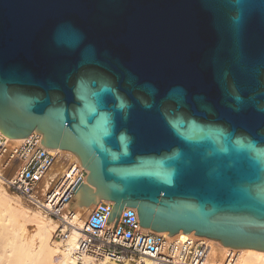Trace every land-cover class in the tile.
Masks as SVG:
<instances>
[{
  "label": "water",
  "instance_id": "obj_1",
  "mask_svg": "<svg viewBox=\"0 0 264 264\" xmlns=\"http://www.w3.org/2000/svg\"><path fill=\"white\" fill-rule=\"evenodd\" d=\"M33 131L104 225L264 251V0H0V136Z\"/></svg>",
  "mask_w": 264,
  "mask_h": 264
},
{
  "label": "built area",
  "instance_id": "obj_2",
  "mask_svg": "<svg viewBox=\"0 0 264 264\" xmlns=\"http://www.w3.org/2000/svg\"><path fill=\"white\" fill-rule=\"evenodd\" d=\"M40 141L41 134L33 131L19 144L0 148V183L45 217L54 219L57 227L53 238L64 242L74 227V213L68 208L79 184L86 183L87 170L78 159L65 157L63 167L47 179L60 153ZM8 169H13L12 173H5ZM107 211L99 202L92 205L72 253L76 263L87 258L115 264H207L211 257L212 243L195 234L181 237L143 228L131 207H123L118 218L104 225ZM236 258V249L228 248L222 264H234Z\"/></svg>",
  "mask_w": 264,
  "mask_h": 264
},
{
  "label": "bare ground",
  "instance_id": "obj_3",
  "mask_svg": "<svg viewBox=\"0 0 264 264\" xmlns=\"http://www.w3.org/2000/svg\"><path fill=\"white\" fill-rule=\"evenodd\" d=\"M22 139L0 136V143L3 145L8 143L12 146L19 144ZM53 150L60 153L55 165L63 163L66 158L78 159L68 150L59 148H53ZM55 171L57 169L53 167L47 179L53 177ZM77 199L78 194L76 193L74 201L68 208L74 213L72 219L74 227L70 229L66 240L59 242L53 238V231L57 227L54 219L45 217L36 208L26 206L17 195L8 192L0 185V264H115L107 259L93 262L87 258L81 263H76L73 258L72 253L80 235L81 225L94 204L79 206ZM28 224H31L32 228H28ZM162 233L167 234L166 231ZM186 234H194V232L179 231L175 235L185 237ZM199 237L208 240L213 245V251L207 264H222V258L229 247L222 245L218 240ZM235 249L237 258L234 264H264V251L252 248Z\"/></svg>",
  "mask_w": 264,
  "mask_h": 264
},
{
  "label": "rangeland",
  "instance_id": "obj_4",
  "mask_svg": "<svg viewBox=\"0 0 264 264\" xmlns=\"http://www.w3.org/2000/svg\"><path fill=\"white\" fill-rule=\"evenodd\" d=\"M7 144H8V143H7ZM7 144H4V145H3L2 143H0V148H2L3 146L11 147V146H10L11 144H8V145H7ZM12 146H13V145H12ZM16 163H17V162H14V166L16 165ZM58 165H60V166H58ZM63 165H64L63 163H59V164H56V165L54 166V168L57 169V170H58V169L60 170V169L63 167ZM56 167H57V168H56ZM13 168H14V167H13ZM7 171H9V172H7ZM12 171H13V169H12V170H11V169H8V170L5 171V173L10 174V172L12 173ZM0 185H1V183H0ZM8 192H9V191H8ZM17 196H18V195H17ZM18 198H19V199H20V200H21L26 206H29V207H31V208H36V207L32 206L31 204H29L28 202H26L23 198H21V197H19V196H18ZM36 209H37V208H36ZM0 211H1V210H0ZM3 211H5V210H3ZM82 216H83V214H82ZM27 226H28V228H32V225H31V224H28ZM54 239H55V238H54ZM54 239H53V240H54ZM55 240H56V239H55ZM55 242H56V241H55ZM50 244L53 245L52 242H50ZM224 255H225V254H224ZM223 258H224V257H223ZM223 258H222V261H223Z\"/></svg>",
  "mask_w": 264,
  "mask_h": 264
}]
</instances>
